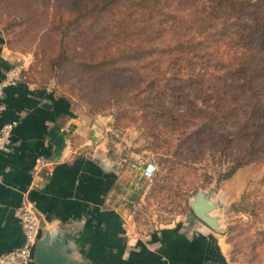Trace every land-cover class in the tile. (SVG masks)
<instances>
[{
  "label": "trees",
  "instance_id": "16d2710c",
  "mask_svg": "<svg viewBox=\"0 0 264 264\" xmlns=\"http://www.w3.org/2000/svg\"><path fill=\"white\" fill-rule=\"evenodd\" d=\"M7 1L26 20L40 6L59 64L73 61L118 117L152 108L184 124L192 159L207 142L224 157L219 179L264 160V0Z\"/></svg>",
  "mask_w": 264,
  "mask_h": 264
},
{
  "label": "crops",
  "instance_id": "0c3cea01",
  "mask_svg": "<svg viewBox=\"0 0 264 264\" xmlns=\"http://www.w3.org/2000/svg\"><path fill=\"white\" fill-rule=\"evenodd\" d=\"M11 57L0 34V81ZM72 107L55 89L20 78L4 88L0 127L14 126L0 150V253L23 243L19 208L30 202L42 224L64 234L78 264H228L221 238L200 222L149 233L132 225L127 183L92 153L91 118Z\"/></svg>",
  "mask_w": 264,
  "mask_h": 264
},
{
  "label": "rangeland",
  "instance_id": "374dc122",
  "mask_svg": "<svg viewBox=\"0 0 264 264\" xmlns=\"http://www.w3.org/2000/svg\"><path fill=\"white\" fill-rule=\"evenodd\" d=\"M39 7L26 20L25 10L0 0V34L12 56L11 66L19 69L21 80L55 89L71 101L75 111L91 118L96 131L91 151L121 172L127 183L124 207L132 225L140 233H149L192 219L221 238L228 264H264V160L241 166L229 177L219 179L226 165L224 157L220 158L217 149L207 142L200 148L201 154L192 159L184 124L173 128L154 115L152 108L147 109L152 112L130 108L128 112L132 113L118 117V105L105 102L108 94L92 89L73 61L59 64L56 36L45 29V19L37 14ZM22 19L24 23L18 24ZM68 44L80 50L79 43ZM195 102L201 104L202 100L197 98ZM180 152L185 156L176 157ZM147 161L157 166L149 179L140 176ZM199 191L213 202L208 215L217 220L219 230L192 212L189 201Z\"/></svg>",
  "mask_w": 264,
  "mask_h": 264
},
{
  "label": "built area",
  "instance_id": "2783aa9c",
  "mask_svg": "<svg viewBox=\"0 0 264 264\" xmlns=\"http://www.w3.org/2000/svg\"><path fill=\"white\" fill-rule=\"evenodd\" d=\"M19 79V69L11 66L0 81V97L4 88L16 83ZM14 122H7L0 127V150L6 149L11 142V132ZM135 166V164H131ZM157 166L152 161H147L140 169V176L151 178L156 172ZM20 226L23 232V243L16 249L0 253V264H29L33 261L35 244L40 237L42 218L36 208L30 202H23L19 208Z\"/></svg>",
  "mask_w": 264,
  "mask_h": 264
},
{
  "label": "water",
  "instance_id": "95a60500",
  "mask_svg": "<svg viewBox=\"0 0 264 264\" xmlns=\"http://www.w3.org/2000/svg\"><path fill=\"white\" fill-rule=\"evenodd\" d=\"M189 205L196 217L212 228L220 229L217 220L208 215L214 204L204 192L196 193L194 198L189 201ZM71 251L72 248L69 246L68 240L59 228H50L41 224V234L33 252V258L37 264H78L71 257Z\"/></svg>",
  "mask_w": 264,
  "mask_h": 264
}]
</instances>
